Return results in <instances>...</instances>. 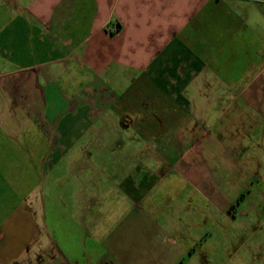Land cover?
<instances>
[{"label":"crops","instance_id":"1","mask_svg":"<svg viewBox=\"0 0 264 264\" xmlns=\"http://www.w3.org/2000/svg\"><path fill=\"white\" fill-rule=\"evenodd\" d=\"M0 102L27 127L18 144L24 130L0 141V264H194L171 230L174 195L151 192L179 174L213 195L223 176L224 208L246 187L208 134L180 144L197 120L264 144V0H0ZM36 129L44 158L68 155L66 173L85 176L70 192L35 194L61 167L29 163ZM132 137L140 168L100 153L107 142L130 150ZM7 154L23 161L3 166ZM80 154L84 167L69 166ZM254 197L264 204V184Z\"/></svg>","mask_w":264,"mask_h":264},{"label":"rangeland","instance_id":"2","mask_svg":"<svg viewBox=\"0 0 264 264\" xmlns=\"http://www.w3.org/2000/svg\"><path fill=\"white\" fill-rule=\"evenodd\" d=\"M114 98L119 101L121 95L116 93ZM3 105L4 108L1 107ZM6 105L10 104L4 102L1 104L0 102V141L5 140L7 135L14 137L10 135L12 132L18 134L19 129L24 130L18 135L19 137L13 138L14 144L12 145H16L18 144L17 140L22 139V134H26L27 127L16 126L10 122L11 119L24 118V115L22 111H19L16 104H11L12 110H7ZM2 120L11 125H2ZM86 121L89 122V119L86 118ZM195 122V125L190 121L189 125L184 126L186 132L180 146H188L189 142L186 140L192 136L196 137L197 143L201 145L203 143L201 137L205 136L204 133L208 134L216 140L218 147H220L219 150L224 154L226 153V157L233 164L234 172L236 171L238 175H241L246 187L242 188L238 195L224 208L218 204V199H222L223 187L231 183L226 181L223 176L215 183L216 188L213 194L215 197L207 191L202 192L191 187V184L185 182L183 176L179 174L171 180L170 185L162 184L161 187L154 188L151 195L159 200L161 194L164 196L165 192H168L169 197L170 193L174 195L172 200L174 208L170 209V214L175 216L176 221L172 222L171 230L178 240V245L186 248V251L189 252V258L193 260L194 264H264V204L256 202L254 197V188L264 184V144L251 142V129L246 132V127L232 124L213 126L204 124L202 120ZM37 132L36 129L32 133L35 144L32 152L33 159L29 160V163L34 164V167L37 166V169L40 170L55 165L61 167L60 170L53 169L45 174L42 179L34 181L36 184L35 194L41 192L55 194L57 190H61L63 193L70 192L73 186L78 184V180H83V177L85 179V176H82L83 173L79 169V171L66 173V163L72 158H69L68 155L61 156L57 162L44 158L46 149H48V141L43 139V132ZM120 132L123 134L122 130ZM240 135L245 136V140L235 142V139L239 138ZM88 139L83 136L82 139L80 138V142L78 139V142H74L72 146L79 148L83 145L82 140L86 142ZM137 139L131 138L135 142L131 143L130 150L122 148L124 145L128 146L127 144L117 143L113 146V143H104L100 148V153L111 152V160L116 158L124 160L126 154H131L132 162L138 163L136 167L138 169L140 168L139 156L137 152H133L138 142ZM250 150H253V155L256 157L246 154L245 151L249 153ZM69 152L68 150L65 153ZM83 152L86 150L83 149ZM7 155L9 156L1 162L3 166H10L12 161L17 164L23 161L14 154ZM81 157L82 154L76 156L77 159H72L69 166L80 167L81 165L84 167ZM194 157L202 159L201 163L205 164V167H210V160L202 154H196ZM51 162L52 164H50ZM129 165L126 163L125 166ZM235 175L228 171L226 178L234 181ZM136 176L134 177L136 178ZM53 177H56V182L51 181ZM104 178L100 177V182L106 183ZM252 185L253 187L250 189ZM43 186L47 187L49 191H43ZM163 191L164 193H162ZM161 206L164 210L165 201L161 202Z\"/></svg>","mask_w":264,"mask_h":264},{"label":"built area","instance_id":"3","mask_svg":"<svg viewBox=\"0 0 264 264\" xmlns=\"http://www.w3.org/2000/svg\"><path fill=\"white\" fill-rule=\"evenodd\" d=\"M105 30L109 34L114 33L117 30V24L116 23H108L105 26Z\"/></svg>","mask_w":264,"mask_h":264}]
</instances>
